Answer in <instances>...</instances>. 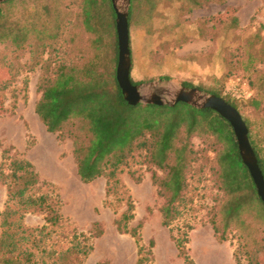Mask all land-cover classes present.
<instances>
[{
    "label": "rangeland",
    "instance_id": "obj_1",
    "mask_svg": "<svg viewBox=\"0 0 264 264\" xmlns=\"http://www.w3.org/2000/svg\"><path fill=\"white\" fill-rule=\"evenodd\" d=\"M79 2L0 3L4 12L0 17V212L26 207L18 198L9 199L3 176L10 173L12 160L26 159L39 176L27 194L46 195L47 203L59 207L63 219L53 226L46 223L45 213L28 210L21 222L30 231L37 230L34 236L42 245L58 251L70 245L75 233H85L93 249L83 264H137L140 258L143 264H191L185 261L179 242L192 264L264 263V221L256 206L229 221L226 240H220L213 227L215 221L220 232L224 230L226 196L202 155L212 136L198 133L190 140L200 152L199 159L188 176L187 205L169 226L163 223L164 198L154 181L155 174L165 172L144 154L128 158L111 180L106 176L88 183L81 179L73 139L50 132L36 111L42 95L39 86L51 78L58 64L95 61L90 47L94 36L81 22ZM118 4L123 9L124 0ZM130 16L131 76L146 85L143 91L150 90L151 83L198 87L208 93L222 90L240 104V113L250 120L264 148V111L249 106L247 99L259 94L264 107V91L257 82L264 63L246 69L248 53L263 48L261 41L251 48V40L256 34L264 40V0H132ZM233 17L238 18L237 24ZM64 18L70 23L61 28L60 36L51 38ZM130 203L129 229L119 230L117 220ZM2 220L0 216V234ZM44 225L47 228L39 232Z\"/></svg>",
    "mask_w": 264,
    "mask_h": 264
},
{
    "label": "trees",
    "instance_id": "obj_2",
    "mask_svg": "<svg viewBox=\"0 0 264 264\" xmlns=\"http://www.w3.org/2000/svg\"><path fill=\"white\" fill-rule=\"evenodd\" d=\"M79 7L84 28L94 36L90 47L95 50V61H85L81 65L58 64L53 69L51 78L39 86L42 95L36 104V111L50 132L67 134L73 139L81 179L86 183L100 176L111 180L128 158L144 154L149 163L165 172L163 176L155 174L154 181L160 187V196L164 198L161 207L163 223L169 226L180 215L181 207L187 205L185 192L189 184L188 176L195 171L194 162L199 159L200 152L191 146L190 140L195 134H206L212 136L213 140L202 154L204 163L218 180L226 196L222 203L223 219L226 221L222 233L213 221L219 239L228 238L226 229L229 221L240 219L242 212L248 207L254 209L256 206L264 221V201L258 194L250 170L242 160L231 123L211 108H196L185 102H178L173 106L143 103L131 105L125 99L116 76L119 50L116 14L111 0H80ZM71 12L70 8L66 11L69 15ZM3 15L0 6V17ZM130 20L131 16L129 25ZM233 22L237 24L238 18L233 17ZM69 23L65 18L62 19L56 27L57 31L50 34L51 38L60 36L61 28L67 27ZM38 32L41 33V30ZM260 41L263 48L259 52L248 53L249 66L246 69L256 67L258 62L264 63V40L260 34H256L251 40V48H255ZM259 71L257 82L262 89L260 92H263L264 70ZM131 80L134 84L141 83L132 76ZM211 93L224 98L241 112L240 104L230 94L222 90H213ZM247 99L249 106L264 111L259 94L250 95ZM243 118L264 174V148L258 137L254 136L250 120L244 116ZM10 165V173L3 174L7 180L9 199L18 198L26 207H6L0 212L3 219L0 264H83L93 249L85 233H75L70 245L58 251L42 245L41 239L34 236L36 229L30 231L24 227L21 221L28 210L45 213L46 223L53 226L61 223L63 215L59 207L47 203L46 195L33 197L27 194L39 181L38 173L30 161L14 159ZM132 209L133 205L130 203L127 212L117 220L119 230L128 231V222L133 217ZM19 212L18 219H15ZM46 228L44 225L38 230L43 233ZM133 235L137 236L139 243L140 239L135 231ZM178 246L185 261L192 264L185 247L180 242ZM141 250L143 247L139 245V251ZM143 261L140 258L137 264H143Z\"/></svg>",
    "mask_w": 264,
    "mask_h": 264
},
{
    "label": "water",
    "instance_id": "obj_3",
    "mask_svg": "<svg viewBox=\"0 0 264 264\" xmlns=\"http://www.w3.org/2000/svg\"><path fill=\"white\" fill-rule=\"evenodd\" d=\"M6 0H0V3ZM119 0H112L116 13L119 58L116 70L117 80L125 99L131 105L139 103L156 105H175L178 102L188 103L196 108H211L227 119L235 132L243 162L250 170L256 184L258 194L264 201V174L260 167L255 149L249 138L248 126L240 111L224 98L204 92L198 87L176 86L173 88L158 87L151 83L152 88L143 91L146 85L134 84L131 80L132 57L130 48L129 16L132 0H124L123 9ZM167 96H170L168 99Z\"/></svg>",
    "mask_w": 264,
    "mask_h": 264
}]
</instances>
